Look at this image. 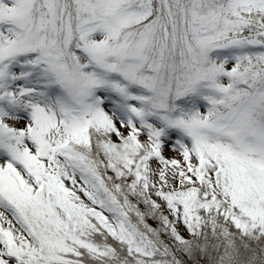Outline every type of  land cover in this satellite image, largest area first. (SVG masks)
<instances>
[{
	"label": "snow or ice",
	"instance_id": "snow-or-ice-1",
	"mask_svg": "<svg viewBox=\"0 0 264 264\" xmlns=\"http://www.w3.org/2000/svg\"><path fill=\"white\" fill-rule=\"evenodd\" d=\"M0 264H264V0H0Z\"/></svg>",
	"mask_w": 264,
	"mask_h": 264
}]
</instances>
